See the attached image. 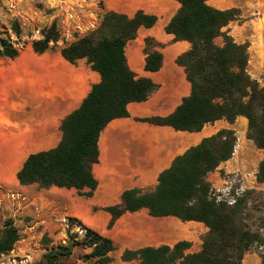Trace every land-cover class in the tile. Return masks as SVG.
<instances>
[{
  "label": "trees",
  "instance_id": "1",
  "mask_svg": "<svg viewBox=\"0 0 264 264\" xmlns=\"http://www.w3.org/2000/svg\"><path fill=\"white\" fill-rule=\"evenodd\" d=\"M181 4L178 13L166 26L175 41H188L191 49L178 57L177 64L185 68L192 86L191 95L177 110L166 117H150L140 121L171 126L178 131L199 132L206 124L226 119L233 124L238 117L248 120L247 138L264 151V85L248 74V44H238L223 29L240 20L238 8L220 10L208 0H176ZM156 16L138 12L133 18L106 12L96 30L77 38L60 49L69 63L76 65L87 59L91 68L101 75L81 107L67 116L61 125L62 140L51 150L31 154L17 173L21 186L37 184L42 189L52 187L76 189L81 196L91 197L99 183L93 167L99 162V138L107 125L129 116L131 102H145L158 86L149 78H137L128 66L126 44L134 40L141 26L153 27ZM11 29L19 37L18 20ZM43 39L33 42V50L43 54L56 47L61 33L54 22L42 30ZM223 38L219 46L215 40ZM53 43V46L51 44ZM146 70L157 72L163 67V54L150 52L157 46L146 39ZM20 50L11 37H0V57L15 59ZM237 137L232 129H222L215 135L178 156L172 166L159 176L157 188L148 193L127 190L122 203L103 208L111 215L109 228L126 213L147 209L156 218L175 217L183 222L204 224L208 232L198 252H188L192 243L178 241L173 246L144 247L125 250L121 259L138 260L139 264H244V257L254 247L260 250L264 264V190H245L236 202L218 200L207 176L230 160ZM258 184H264V159L256 173ZM88 189L87 192H83ZM69 227L77 225L84 231L68 233L66 244L49 246L36 264H75L72 258L77 248L91 249L85 259L94 264H110L115 251L114 241L69 218ZM20 239L12 219L5 222L0 233V258L9 254Z\"/></svg>",
  "mask_w": 264,
  "mask_h": 264
},
{
  "label": "crops",
  "instance_id": "2",
  "mask_svg": "<svg viewBox=\"0 0 264 264\" xmlns=\"http://www.w3.org/2000/svg\"><path fill=\"white\" fill-rule=\"evenodd\" d=\"M208 4L220 10L240 9V20L231 22L223 31L228 32L236 43L248 44L247 70H264V0H243L234 5H227L226 0H208ZM103 5L104 13L114 12L133 18L141 11L157 17L153 27L141 26L136 38L125 46L131 71L137 78L151 79L158 86L157 90L145 102L129 103V116L111 121L101 133L99 162L93 167L99 185L93 196H81L76 189H42L37 184L21 186L17 173L27 158L59 145L63 120L78 110L93 86L101 82V75L85 58L73 65L63 58L60 50H48L43 54L29 51L16 65L13 63L0 70V184H18L22 188L37 185L43 191L64 195L65 198L57 199L58 208L67 210L71 218L112 239L116 248L111 253L112 258L114 252L121 259L125 250L163 244L173 246L181 240L192 243L188 252H198L202 247L201 235L208 232L202 223L183 222L175 217L156 218L150 216L147 209H142L124 214L109 228L111 215L103 208L121 204L127 190L154 191L160 174L170 168L178 156L222 129L235 131V156L242 142L253 143L247 138L248 120L241 116L231 124L221 119L206 124L199 132L178 131L171 126L140 121L171 115L191 95L192 86L185 68L176 62L191 49V43L175 41L174 35L166 32V26L181 4L176 0H103ZM148 38L157 44L149 51L163 54V67L157 72L145 68ZM259 150L262 161L264 151ZM231 166L232 158L211 172L207 181L213 187H219L223 182L221 172L229 173ZM257 171L258 166L253 173L255 185L264 190V184L256 181ZM183 233L186 235L180 236ZM124 263L139 264V261ZM250 264H261V259H254Z\"/></svg>",
  "mask_w": 264,
  "mask_h": 264
},
{
  "label": "rangeland",
  "instance_id": "3",
  "mask_svg": "<svg viewBox=\"0 0 264 264\" xmlns=\"http://www.w3.org/2000/svg\"><path fill=\"white\" fill-rule=\"evenodd\" d=\"M226 1L227 5H234L243 0ZM104 14L103 0H0V37H11L20 50L15 59L0 57V70L13 63L16 65L21 56L29 51L34 52L33 42L43 39L42 30L54 22L61 33V39L56 47L49 50L58 51L99 28ZM14 20H18L21 25L22 33L19 37L11 29ZM216 42L222 44L223 38L220 37ZM247 71L252 79L264 85V70ZM242 143L237 154L232 157V171H222L223 182L219 187L212 185L216 194L218 189L225 190L227 187L234 194L242 185L255 186L252 188L263 191L252 183L254 170L262 159V151L249 141ZM60 198L65 196L43 191L37 185L22 188L18 184H0V233L8 219L13 220L20 233L14 249L0 258V264H36L49 249L44 243L45 238L51 240V246H54L66 244L68 233L77 232L80 237L84 235L79 226L69 227V212L57 206V199ZM205 235H201V244ZM90 252L91 249L77 248L72 262L94 264L93 259H85V255ZM113 256L112 264H127L117 258V252ZM259 257L260 250L254 247L245 255L244 264H250L254 259L260 260Z\"/></svg>",
  "mask_w": 264,
  "mask_h": 264
},
{
  "label": "built area",
  "instance_id": "4",
  "mask_svg": "<svg viewBox=\"0 0 264 264\" xmlns=\"http://www.w3.org/2000/svg\"><path fill=\"white\" fill-rule=\"evenodd\" d=\"M252 183L254 185L255 180H253ZM252 187L255 186L242 185L236 189V192L234 194L231 192V190H229V187H227L225 190L218 189V194H216V197L218 200L227 201L230 205H232L236 202V196H240L245 190L253 189Z\"/></svg>",
  "mask_w": 264,
  "mask_h": 264
},
{
  "label": "bare ground",
  "instance_id": "5",
  "mask_svg": "<svg viewBox=\"0 0 264 264\" xmlns=\"http://www.w3.org/2000/svg\"><path fill=\"white\" fill-rule=\"evenodd\" d=\"M180 235V234H179ZM186 234L185 233H183V234H181L180 236H185Z\"/></svg>",
  "mask_w": 264,
  "mask_h": 264
}]
</instances>
